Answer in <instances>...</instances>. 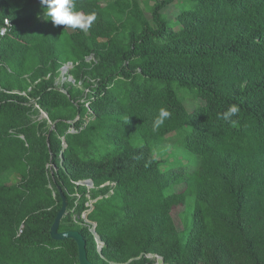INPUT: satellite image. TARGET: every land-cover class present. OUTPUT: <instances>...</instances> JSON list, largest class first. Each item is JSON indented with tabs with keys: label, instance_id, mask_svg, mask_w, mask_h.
Here are the masks:
<instances>
[{
	"label": "trees",
	"instance_id": "trees-1",
	"mask_svg": "<svg viewBox=\"0 0 264 264\" xmlns=\"http://www.w3.org/2000/svg\"><path fill=\"white\" fill-rule=\"evenodd\" d=\"M74 2L0 0V264H79L62 194L94 264H264V0Z\"/></svg>",
	"mask_w": 264,
	"mask_h": 264
},
{
	"label": "clouds",
	"instance_id": "clouds-1",
	"mask_svg": "<svg viewBox=\"0 0 264 264\" xmlns=\"http://www.w3.org/2000/svg\"><path fill=\"white\" fill-rule=\"evenodd\" d=\"M44 6L43 16L46 20L51 21L55 26H66L65 29H79L87 31L96 19L95 14H84L75 10L74 0H40ZM240 111L239 106L233 104L227 111L221 114V118L231 122V118L236 116ZM170 112L161 108L159 114L154 120L153 130L159 129L170 117Z\"/></svg>",
	"mask_w": 264,
	"mask_h": 264
},
{
	"label": "water",
	"instance_id": "water-1",
	"mask_svg": "<svg viewBox=\"0 0 264 264\" xmlns=\"http://www.w3.org/2000/svg\"><path fill=\"white\" fill-rule=\"evenodd\" d=\"M72 65L73 64L70 62L68 65L63 66L62 67V75H65V73L68 72L69 68ZM69 79L73 80L72 77H70ZM65 146H66V144L64 143V147ZM62 155H63V151H62ZM84 184L88 185L89 187H93V185H94V183L91 179L86 180L84 182ZM67 209H68V202H67V199L64 196V194H62V206H61L60 210L58 211L56 218H55V221L51 227V230H50L51 236H52V238L57 239V240H62V239H67V238L74 239L76 241V243L78 244L79 264H94L88 257L87 241L80 231H77V230L59 231L60 223H61L63 217L67 214ZM85 220L92 224V228H91L92 232L95 235H97L96 224L89 221V219L87 218V215H85ZM159 262L161 264H165L164 258L162 257L159 260Z\"/></svg>",
	"mask_w": 264,
	"mask_h": 264
},
{
	"label": "rangeland",
	"instance_id": "rangeland-1",
	"mask_svg": "<svg viewBox=\"0 0 264 264\" xmlns=\"http://www.w3.org/2000/svg\"><path fill=\"white\" fill-rule=\"evenodd\" d=\"M185 5H188V4H191L193 2H190V1H187V2H184ZM185 5H180V9H178L177 7L174 8V5H170L168 6V8L166 9V12L168 14L169 17L171 18H174L180 10H182ZM148 16H150V14H148ZM67 72L65 73V75H61V77L58 79V82H62L64 80H66V76H67ZM186 92H188L187 90H185ZM192 97H195L194 95L191 94ZM187 103V106L192 109L195 107V105L198 103V99L197 100H194L192 99L191 97L187 99L186 101ZM182 188V186H179L177 187V190H180ZM183 211V207H178V208H175L173 211H172V214H173V217L175 219V222L178 226L179 229H182L183 228V223H182V220H181V217H180V212ZM99 241V240H98ZM99 249H101V244H99L98 246Z\"/></svg>",
	"mask_w": 264,
	"mask_h": 264
},
{
	"label": "built area",
	"instance_id": "built-area-1",
	"mask_svg": "<svg viewBox=\"0 0 264 264\" xmlns=\"http://www.w3.org/2000/svg\"><path fill=\"white\" fill-rule=\"evenodd\" d=\"M11 23L9 21V19H5V25L3 27L0 28V35H4L7 33V31L9 30V27H10ZM86 215V214H85ZM85 215H84V218H85ZM22 232V229H20L19 231V234ZM99 242V241H98ZM145 257L149 258L150 260L153 261L152 264H161L159 262V260L162 258V256L158 255V254H152V253H148V254H145ZM110 264H120V263H117V262H110Z\"/></svg>",
	"mask_w": 264,
	"mask_h": 264
}]
</instances>
